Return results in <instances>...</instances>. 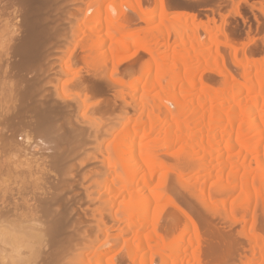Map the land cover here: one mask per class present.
<instances>
[{"label": "bare ground", "instance_id": "bare-ground-1", "mask_svg": "<svg viewBox=\"0 0 264 264\" xmlns=\"http://www.w3.org/2000/svg\"><path fill=\"white\" fill-rule=\"evenodd\" d=\"M16 2L27 9L32 6L31 0ZM84 2L73 14L68 43L82 47L88 53V62H94L103 76L109 73L107 81L119 90L117 96L122 107L112 128L98 127L93 133L91 152L85 150L88 153L83 152L85 157L81 156L83 159H78L81 160L78 163L76 156L77 161L71 160L74 163L69 168L77 164L94 170L90 183L93 187L85 185V179L80 183L73 174L63 180L60 188L73 193L77 186L81 187L89 193L86 203L89 210L105 212L108 219L93 232H81L80 227L67 226L55 219L75 204V200L67 203L60 193L50 197L48 194L45 199L47 177L66 160L44 154L25 132L23 140L17 138L24 146L16 140L14 144L20 146L12 145L17 147L14 149L15 187L10 191L15 203L13 210H9L11 213L0 211V264H229L231 256L239 250L243 253L232 257V260L237 259L233 264H264V233L258 228L262 221L255 228L257 218L264 212V53L263 58H256L253 52V56L244 53L230 37L228 40L229 35H225L220 25L212 27L204 22L200 29L191 24L196 22L194 16L170 17L165 0ZM146 7H153L154 11H147ZM262 9L263 19L257 18V29L264 25ZM155 11H158L157 16H153ZM187 18L192 21L190 24ZM135 22L138 26L158 25L144 31L145 36L127 41L129 34L122 30L131 29ZM200 31L206 35L205 40ZM81 34L85 38L79 40ZM259 40L264 49V36ZM222 47L230 50L234 72ZM135 48L145 54L141 56L146 60L142 57L139 61L135 55L140 52L136 51L135 68L141 64V69L139 75L130 80L128 88L116 83V79H120L115 60L120 62V58L114 54ZM64 67H58V74L65 73ZM209 73L216 74L219 80L212 78V82L209 76L206 78ZM139 91L143 102L142 106L138 103L140 108L135 100ZM39 122L36 128H41ZM119 122L117 129L115 125ZM108 140L110 144L104 147ZM113 144L111 152L109 148ZM186 171L192 172L190 179L185 176ZM171 172L176 177L174 185L188 188L190 195L193 194L205 209L210 207L216 213L220 210L221 218L216 216L221 228L214 223L205 222L206 226L201 223L207 228L206 242L202 245L204 233L200 241L198 232L190 231L197 229L194 216L177 206L175 197L165 193ZM153 183L156 186H152ZM37 195L45 196L37 198ZM165 198H170L165 209L173 207L176 214L167 212L171 230L166 225L170 231L160 232L157 231L158 216L165 209L158 205ZM250 219L253 221L248 227L251 235L244 236L238 228L233 231V226L244 227ZM129 227L136 230L129 232ZM149 228L151 231H147ZM223 232L231 234L232 238ZM124 236L130 238L124 239ZM196 241L198 248L193 249ZM203 244L205 250L201 256Z\"/></svg>", "mask_w": 264, "mask_h": 264}, {"label": "rangeland", "instance_id": "rangeland-1", "mask_svg": "<svg viewBox=\"0 0 264 264\" xmlns=\"http://www.w3.org/2000/svg\"><path fill=\"white\" fill-rule=\"evenodd\" d=\"M84 1L85 0H81V2ZM165 1V9L170 12H167L170 17L175 15L183 16L182 14H187L188 17L194 16L196 22H192L189 18H187L189 19L187 20V24H190L192 22L191 24H196V26H198L199 28L201 27L200 29H202V26H204L205 24L212 27L214 25H220L221 29L225 31V35L226 33L229 35L227 36L228 40L230 37V39H232V43H236L235 45L237 47H241L240 50L243 49L244 53H248L250 55L253 52L257 56H254L256 58L262 57L264 55V49L263 46H261L263 44L261 42L259 43V39H262V37L264 36V25L262 27L263 30L260 27L257 29V18L261 17L260 19H263V17L260 16V12H262L263 10L262 7L264 8V0ZM31 2L32 6L27 9L23 6L21 7L20 4H17L16 0H0V211L10 212L13 210L11 208H14V206L12 205L13 203H15V200L13 199L11 194L15 187L14 155L16 153L14 152V149L16 150L17 147L14 148V146H18L19 144L22 145L21 142L23 140L24 134L28 133L26 135L32 136L30 137L33 138L32 141H34V146H39L40 148H42L44 154L46 153L48 156L55 155L58 158L63 157L66 160L64 165L53 171L51 170L52 174L50 173L49 177H47L48 191H46L47 194L45 199L47 198L48 194V197H50V195L56 196L57 193H60L62 197H64L65 201H67V203H69V201L75 200L73 202L75 204L67 207L63 211L62 217L57 216L55 219L61 220L62 222L66 223L67 226L74 225L75 227H80L81 232H93L99 224H102L108 219L106 218L108 217L107 214L105 212L102 213L99 211L89 210V207H87V197L89 196V193L83 191L81 187L77 186L74 189L73 193H71L67 188L63 189L60 187L62 186L63 180L68 179L73 174H75V178H77L80 183L82 179H85V185L87 186H89V184L91 183L94 170L92 171V169L88 167H80L79 165L77 166V164L76 167L74 164V168H69V166L70 164L73 165L74 161H77L80 158L82 160L84 154L88 153L84 152L85 150L91 152V150L93 149V146H91L93 145V142L91 141L92 136H94L93 133L95 134V132L98 130V127L100 129L110 127L112 128L113 121H118V119L116 120V117L121 112L120 107H122V103L117 96L119 90L115 85H113L112 83L111 85L110 82L107 81L109 80V73L108 75H106L108 77L103 76V73L100 71L97 65L94 64V62H91L92 64L88 62V53H86V51L83 50L82 47H76L68 43L70 39L69 36L71 35H69V33L72 32L70 30V26L73 19V14H76L77 7H82V5L84 4L81 3L80 0H31ZM145 9L147 11H154L153 7H146ZM157 15L158 11H155V14L153 16ZM198 20H200V23ZM156 24L157 23H154L150 26L139 25V27L135 22L134 25L131 26V29L122 31L123 33L128 32L129 36L127 37V41H132L134 37L145 36L146 32L144 33V31L149 29V27H156L158 25ZM200 34L201 37L203 36V40L207 38L202 31H200ZM83 38H85L84 34H81L78 37L79 40H82ZM248 41H250L251 44H249ZM255 45H257L259 48ZM80 48H82V50ZM222 48L221 51L226 54V59L229 63L228 65L231 71L234 72L235 69L230 50L227 47ZM256 49L258 51L260 50L259 52L262 53L260 54L258 51H256ZM138 50L139 49L135 48L133 51L130 50L128 52L114 54L115 57L117 55L116 58H120V62H117L118 59L115 60V67L120 76H118L120 80L116 79V83L128 87L131 83L130 80L133 81L134 78L139 75L141 69L139 68V66L141 67V64L138 66V69L137 67L135 68V63H137L139 58L145 56V54ZM136 51L140 53H138V55H135ZM253 53L250 56H253ZM141 54H143V56H141ZM134 55L138 60L133 59L135 57ZM130 56L132 58H130ZM121 59L125 62L122 63L123 61H121ZM142 59L146 60V57H143ZM67 61H70V64L67 65ZM130 62L131 65L129 66ZM62 63L65 65V67ZM59 65L63 66L67 72L65 71L64 74H58V67L60 68ZM208 76V79H210L212 82L213 79L219 80V77L216 74L209 73L206 74L205 77L207 78ZM105 78L107 79L105 80ZM121 79L123 81H121ZM100 80H102L103 82ZM100 82H102L103 84H101ZM139 92H137V96L135 95V100L138 101L136 103L138 108H140L139 105L142 106L143 104L140 98L141 92ZM55 109L56 111H54ZM171 109L174 111L173 108ZM44 111L48 112V114L44 113ZM56 113L57 117L55 116ZM38 114L39 118L41 117L42 121H46V124L42 122L41 119L38 120ZM44 114H46L47 116ZM33 120L36 122L41 121L42 123L39 122L41 128H36L35 125H37L38 122L36 124ZM119 125L120 122L119 124L115 125L116 128L119 127ZM31 127H34V129H32ZM116 128L114 130L115 132L112 130L113 134L116 133V130L118 129ZM21 131H24V133L21 134ZM50 136L54 138H51ZM60 136H62L63 139ZM18 137H20L22 140L20 138L18 140ZM154 137L155 136H153L149 140L153 139ZM15 140L19 143L18 145L14 144ZM110 142L111 140L106 141L104 143V147L108 146ZM13 144L14 146H12ZM114 147V144L111 145L109 150L112 152ZM22 148L24 147H21V149ZM75 156L77 157V160ZM169 158L170 157L167 158V161L170 163L171 161L168 160ZM71 160L74 161L72 162ZM81 160H78L76 163L80 162ZM48 166H50V163H48ZM187 172L189 171H186L185 176L190 179L193 174L191 171V173L189 172L190 175L187 174ZM172 173L174 172L168 174L169 182L167 179L168 185H166L165 193L171 198L175 197L174 200H176L177 206H181V208L183 207V209L187 210L192 216H194L197 229L192 230L193 228H190V231L195 232L196 230L198 232L199 235L197 237L200 238V241L203 240L201 243L199 241V243L202 245L203 242H206L204 240H206L205 232H207V228L203 227V225L206 226L205 222H208L211 225L212 223H214L217 225V228L222 227V224L219 222V217L222 216L219 215L220 210H217L218 213H216V210H212L210 207H208L210 209H208L207 207L205 209V206L201 204L193 194L190 195L191 192L188 191V188L186 190V187H181L180 185L178 186V184L174 185L176 184V177ZM154 185L156 186V183L152 184V186ZM60 189H62V191ZM234 195L231 196V198H234ZM44 196L45 195H43L42 197L44 198ZM38 197L42 198L41 195H37V198ZM169 202L170 198H165L162 200V202L159 203L158 206H162V208L165 209V203L168 204ZM259 208V211L262 213V208ZM165 210L161 216L159 214V219L157 218V231L160 232H165L169 229L171 230V225H168L170 224L168 217V215L170 214L167 215V212L176 214V209H174L173 207L168 206ZM256 210L255 211L257 212V214L260 215L258 209ZM217 214L219 215V217L216 216ZM258 218L257 220L255 219L256 221H258L257 223H255L257 224L255 228H257L262 221L258 228L259 231L262 230V232L264 233V212L262 213L261 218ZM150 220H152V215H150ZM164 221L166 224H164ZM251 222L253 221L250 219L249 223L245 224L244 227H242V225H237L239 227L233 226L232 229L238 228L239 231H241L242 229L241 232H243L244 236H246L249 233V228L251 227V225H253ZM214 224L213 226L216 227ZM166 225H168L170 228L168 229V226ZM132 227H129V232H134L136 230ZM119 229L121 230V228ZM234 229L233 231L235 232L236 230ZM149 230L151 231L150 228L147 231ZM201 234L204 235V239L202 240L201 237L203 238V236ZM224 234L228 236V238L231 235H227L226 233ZM127 235L130 236L129 234ZM188 235L189 234L185 232V236L188 237ZM248 235L251 234L249 233ZM128 236H124V239L130 238ZM196 239L197 238L195 236V240ZM196 244L197 241L195 245ZM197 248L198 247L196 245V248L194 246L193 249ZM200 248L201 256H203L202 254L204 253L202 251L205 250V245L204 249H202V246ZM236 250H238V248H236ZM239 251H237L236 254L238 253L240 255L243 253L242 250ZM234 254L231 256V260L232 257L233 259L234 257H238L236 254V256ZM230 261L229 264H233V262L237 261V259L232 260V262ZM157 263L159 264V262Z\"/></svg>", "mask_w": 264, "mask_h": 264}, {"label": "snow or ice", "instance_id": "snow-or-ice-1", "mask_svg": "<svg viewBox=\"0 0 264 264\" xmlns=\"http://www.w3.org/2000/svg\"><path fill=\"white\" fill-rule=\"evenodd\" d=\"M53 264H56V262H53Z\"/></svg>", "mask_w": 264, "mask_h": 264}]
</instances>
